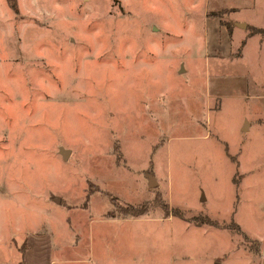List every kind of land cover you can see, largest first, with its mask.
<instances>
[{
  "label": "rangeland",
  "instance_id": "rangeland-1",
  "mask_svg": "<svg viewBox=\"0 0 264 264\" xmlns=\"http://www.w3.org/2000/svg\"><path fill=\"white\" fill-rule=\"evenodd\" d=\"M205 1L32 0L3 23L0 264H264V132L203 99V17L228 25ZM256 46L239 63L264 82Z\"/></svg>",
  "mask_w": 264,
  "mask_h": 264
},
{
  "label": "crops",
  "instance_id": "crops-1",
  "mask_svg": "<svg viewBox=\"0 0 264 264\" xmlns=\"http://www.w3.org/2000/svg\"><path fill=\"white\" fill-rule=\"evenodd\" d=\"M16 1L18 7L17 14L12 12L5 3V0H0V27L3 26V23H7L10 26L12 22L14 27L16 23L13 20H18L17 18L21 16V2H23L25 8L28 10L30 8L29 2L32 0H26L28 5H25V0ZM215 1L206 0L203 6L206 7L205 9L210 8L209 10L211 11L226 10L222 19L227 22L228 25L226 24V27L220 25L219 20H221V18L218 17H203L202 34L204 38V34H206L205 23L209 19L216 20V40L213 41V37H211L213 43L207 50H211L210 53L208 52L210 55L209 57L204 58V60L201 58L198 60L195 55L191 58V63L194 69H203V85L199 83L202 86L201 88L204 89V92H206L204 93L203 99L212 100V97L218 96L220 103H223L225 100V103H229L231 107L238 110L237 118L235 119V129L239 136L245 140L253 136V134L258 135L264 132V124H261V120H264V82L260 80V72L253 71L247 66L246 62L245 64H240L239 61L244 59L246 43L254 37L257 39L255 50L256 57L264 55V32L253 31L254 33H249L246 29V26L249 25V29L256 28L264 31V26L249 23L235 16L239 13L241 0H226L225 3H215ZM209 5H213L214 7H207ZM242 23L245 24L244 28L238 25ZM25 24L29 25V22ZM227 29L229 32H227ZM237 48H239V52L230 57L233 49ZM241 66L242 70L239 69ZM257 75L259 77H256ZM191 80L193 82L192 84L196 82L194 79ZM211 81L215 86L217 84L221 86V88L224 86L226 88H228V86H234V88H236V85L241 83L242 86H244V89L241 90L243 93H233L235 90L232 88L228 90L229 93L227 95H220L218 91L214 93L209 87ZM195 90V92L199 91L198 89ZM199 95L201 98V93H199Z\"/></svg>",
  "mask_w": 264,
  "mask_h": 264
},
{
  "label": "trees",
  "instance_id": "trees-1",
  "mask_svg": "<svg viewBox=\"0 0 264 264\" xmlns=\"http://www.w3.org/2000/svg\"><path fill=\"white\" fill-rule=\"evenodd\" d=\"M7 6L14 12L16 13L17 11V4H16V0H5ZM257 31V30H254ZM132 215H134V212H131ZM22 255V254H21Z\"/></svg>",
  "mask_w": 264,
  "mask_h": 264
},
{
  "label": "water",
  "instance_id": "water-1",
  "mask_svg": "<svg viewBox=\"0 0 264 264\" xmlns=\"http://www.w3.org/2000/svg\"><path fill=\"white\" fill-rule=\"evenodd\" d=\"M239 25V27H241V28H244L245 27V24H238ZM180 71L182 70V68L180 67V69H179ZM148 185L151 187V186H153L154 184H153V179L152 178H150L149 179V181H148Z\"/></svg>",
  "mask_w": 264,
  "mask_h": 264
}]
</instances>
